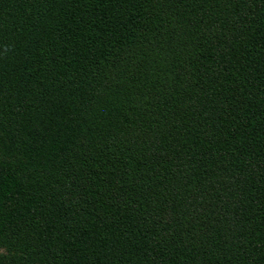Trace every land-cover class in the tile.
Returning <instances> with one entry per match:
<instances>
[{
	"label": "trees",
	"instance_id": "16d2710c",
	"mask_svg": "<svg viewBox=\"0 0 264 264\" xmlns=\"http://www.w3.org/2000/svg\"><path fill=\"white\" fill-rule=\"evenodd\" d=\"M0 264H264V0H0Z\"/></svg>",
	"mask_w": 264,
	"mask_h": 264
}]
</instances>
